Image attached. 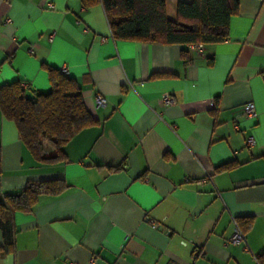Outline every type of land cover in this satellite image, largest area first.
Segmentation results:
<instances>
[{
  "label": "crops",
  "instance_id": "1",
  "mask_svg": "<svg viewBox=\"0 0 264 264\" xmlns=\"http://www.w3.org/2000/svg\"><path fill=\"white\" fill-rule=\"evenodd\" d=\"M180 2L192 0H166L169 19ZM47 66L67 67L95 123L66 160L39 163L0 106V200L31 180L65 184L0 226V264H261L264 0H240L229 37L203 51L115 39L101 4L0 0V86L48 92ZM233 218L246 244L230 242Z\"/></svg>",
  "mask_w": 264,
  "mask_h": 264
},
{
  "label": "trees",
  "instance_id": "2",
  "mask_svg": "<svg viewBox=\"0 0 264 264\" xmlns=\"http://www.w3.org/2000/svg\"><path fill=\"white\" fill-rule=\"evenodd\" d=\"M86 7L101 4L115 39L161 44H215L229 37L231 17L240 0H192L177 6V20L166 12V0H82ZM51 88L29 97L20 82L0 86L3 114L15 122L19 137L39 163L66 160L64 146L95 119L85 106L77 81L61 70L47 66ZM232 164L226 163L220 168ZM1 173V165H0ZM59 180L28 181L0 200V226L16 211H32L42 194H60ZM239 225L244 230L241 222ZM264 253L262 254V256ZM262 256L258 261L263 264Z\"/></svg>",
  "mask_w": 264,
  "mask_h": 264
},
{
  "label": "built area",
  "instance_id": "3",
  "mask_svg": "<svg viewBox=\"0 0 264 264\" xmlns=\"http://www.w3.org/2000/svg\"><path fill=\"white\" fill-rule=\"evenodd\" d=\"M8 22H10L9 19H7ZM198 50L203 51L204 50V44L202 43H198V44H193ZM35 49V46H32L31 48H29V52L33 53ZM61 72L67 74L68 73V69L66 66L61 67ZM27 83H23L22 86L25 88L27 87ZM161 102L163 104L166 105H170L174 103V99L169 95V94H164L161 97ZM97 103L99 106H103L106 104V99L105 97H103L102 95H98L97 97ZM241 114L245 117H256L257 115V110L255 107V104L253 102H248L246 103L241 111ZM255 143V138L253 136H249L247 138V145L252 146ZM233 223H234V231L233 234L231 236L230 242L234 245H238L241 243L246 244V237H245V232L243 231V229L241 228V226L239 225V222L237 221L236 218H233ZM153 226L154 227H158L159 224L157 222H153ZM94 259H91V262H93Z\"/></svg>",
  "mask_w": 264,
  "mask_h": 264
}]
</instances>
